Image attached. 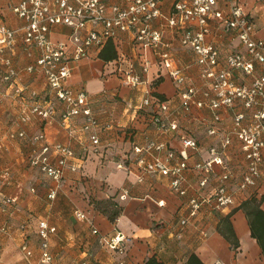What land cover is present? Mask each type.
<instances>
[{
	"label": "crops",
	"instance_id": "0c3cea01",
	"mask_svg": "<svg viewBox=\"0 0 264 264\" xmlns=\"http://www.w3.org/2000/svg\"><path fill=\"white\" fill-rule=\"evenodd\" d=\"M18 1L0 0V18L13 28H19L23 23L9 8V4ZM174 1L161 0L162 10L170 13ZM241 2L254 17L257 36L264 38V0ZM160 22L157 19L155 24ZM70 30L68 26L58 25L52 32V39H64ZM110 41L116 50L114 58L104 60L100 57L105 43L102 48L93 49L89 57L73 62L69 78L73 88L86 89L94 100L92 107L102 126L98 130L100 144L96 148L90 147L86 134L83 137L77 133L71 136L57 120L43 124L41 117L32 115L27 123L19 121L28 106L36 102L35 99H50L56 105L58 103L43 74L26 70V66L39 55L37 48L28 52L19 39L10 54L19 72L15 82L23 89L21 95L15 92L14 86L4 82V68L0 65V170L7 169L13 175V181L7 185L0 182V193L15 199L17 206L13 211L16 216L23 219L28 215L38 216L32 222L37 243L34 244V239H28L30 242L26 240L34 255L23 257L15 244L6 243L0 253V264H81L85 261L89 264H145L150 257L163 264H189L192 255L203 264H264L262 248L252 235L248 215L242 207L244 202L256 198L264 211V160L257 186L238 192L232 207L222 213L203 207L192 223L181 226L179 219L188 212L186 197L172 192L167 176L146 175L140 180L137 159L145 156L150 160L151 155L136 153L134 148L143 147L150 140H159L165 141L167 147L178 150L183 146L182 138L191 137L200 144L199 151L191 152L190 163L194 164L210 156L208 147L218 143L223 134L216 137L208 134L207 130L213 123L212 112L197 106L180 116L178 130L159 132L150 118L151 107L141 109L140 104L151 93L159 94L160 98L163 96L177 106L176 85L169 76L158 75L157 56L150 49L146 52L149 62L145 75L147 82L138 88L124 84L113 69L119 57L124 56L126 64L134 63L136 70L141 71L132 34L120 32L117 38ZM165 41L171 44L177 62L187 67L189 76L200 84L199 65L193 50L184 46L179 35L170 28L165 34ZM217 42L222 56L237 46L228 38L217 39ZM33 92L37 93L35 99ZM221 118L223 133L232 131V111L223 108ZM22 129L29 135L44 129L50 141L64 142L74 149L76 156L70 163L78 168H66L60 187L30 165L28 158L33 145L26 138L8 137L9 132ZM226 154L230 166L240 176L246 158L240 140L233 134ZM214 170L207 189L219 181L221 167L215 165ZM2 180L5 181L4 178ZM198 180V172L188 173L190 186L195 188ZM53 187L57 194L50 199L48 192ZM125 191L128 194L122 197ZM114 210L119 212L112 220L108 215ZM77 211L83 212L85 218H78ZM41 219L48 220L57 229L50 237L52 261L49 263L40 260L37 226ZM93 227L109 237L122 232L126 238L122 242L123 249L108 248L100 235L93 233Z\"/></svg>",
	"mask_w": 264,
	"mask_h": 264
},
{
	"label": "built area",
	"instance_id": "2783aa9c",
	"mask_svg": "<svg viewBox=\"0 0 264 264\" xmlns=\"http://www.w3.org/2000/svg\"><path fill=\"white\" fill-rule=\"evenodd\" d=\"M9 8L23 23L19 28H13L0 18L2 79L9 86H14L18 95L22 94L23 89L15 82L19 72L10 56L20 39L28 52L34 48L40 52L26 70L42 73L58 101L56 105L50 99L37 100V93L33 92L36 102L31 104L29 115L26 113L21 117L22 122H27L30 115L41 117L45 121L43 124L57 120L71 136L74 133L80 137L86 134L90 147H98L101 122L88 91L69 84L72 63L89 57L93 49L102 48L120 32H128L132 34L141 71L136 70L134 63L126 64L124 56L119 57L113 69L123 83L138 88L147 82L145 75L149 62L146 52L150 49L157 56L158 75L169 76L176 85L177 106L151 93L140 104L141 109L151 107L150 118L158 131L178 130L180 116L197 106L212 112L213 123L207 130L208 134L215 137L223 134L218 143L208 147L210 156L194 164L190 163L191 152L199 151L200 144L191 137H183V146L178 150L159 140H150L143 147L136 146V153L151 155L150 160L145 156L137 159L139 179L143 180L146 175L169 177L172 192L186 197L188 212L180 217L181 226L192 223L206 206L212 212H224L235 204L238 192L257 186L264 160V38L257 36L254 17L245 10L241 0H175L170 13L162 10L161 0H19L9 4ZM157 19L161 20L158 25L155 24ZM58 25L68 26L71 30L66 38L54 41L52 32ZM168 28L195 53L200 84L189 76L187 67L177 62L171 44L165 41ZM221 38L237 44L225 56H222L217 42ZM223 108L233 113V130L224 133L220 125ZM25 134L22 129L11 132L10 136ZM232 134L240 140L246 158L240 176L230 166L226 154L232 143ZM31 144L30 165L54 180L57 187L61 186L66 168H78L70 163L76 156L72 146L50 141L44 129L32 135ZM215 165L221 167L219 181L207 189L215 173ZM192 171L199 173L195 188L188 182V173ZM8 176V170L1 174L7 181ZM56 194L53 187L48 197L53 199ZM126 194L128 192L125 191L122 197ZM76 215L80 219L85 218L81 211ZM56 230L46 219L38 222L43 263L52 261L49 242ZM93 233L99 234L108 248L123 249L122 242L126 238L122 232L109 237L93 227ZM22 250L27 256L33 254L26 240Z\"/></svg>",
	"mask_w": 264,
	"mask_h": 264
},
{
	"label": "rangeland",
	"instance_id": "374dc122",
	"mask_svg": "<svg viewBox=\"0 0 264 264\" xmlns=\"http://www.w3.org/2000/svg\"><path fill=\"white\" fill-rule=\"evenodd\" d=\"M30 107L31 106H28L27 112H25L24 114L27 113L29 115ZM24 114H22V116ZM21 117H20L19 121L21 123H27L31 119L32 115L29 116V119L27 122H22ZM43 122L45 123L44 120H43ZM15 131H18V130H15ZM11 132H9V134H8V137L10 139L26 138L28 140V142L31 143L32 135H29L27 131H26V134L24 136H21V137L16 136L14 138H12L10 136ZM5 170H7V169L0 170V180H1L0 182L7 185L9 181H13V175L10 174L11 171L8 170L9 180L7 181L4 179L5 181H3L1 174ZM16 206H17L16 201L12 196H8V195L4 194L3 192L0 193V253H1L4 245H6V243H9V244L13 243L17 246L19 252L23 255V257L26 256L27 258H30L32 255H34V253L31 256H27L24 253V251L22 250V245H23V242L25 240H28V239L31 241H32V239H34V244L37 243L36 237H35L34 232H33L35 225L32 222H33L34 218H36L38 216L28 215V216H26L25 219H23V217L16 216L17 214H15L13 211ZM37 229H38V226H37ZM40 243H41V241H39V248L41 249ZM41 251H42V249H41ZM40 255H41V252H40ZM40 260H41V257H40Z\"/></svg>",
	"mask_w": 264,
	"mask_h": 264
},
{
	"label": "trees",
	"instance_id": "16d2710c",
	"mask_svg": "<svg viewBox=\"0 0 264 264\" xmlns=\"http://www.w3.org/2000/svg\"><path fill=\"white\" fill-rule=\"evenodd\" d=\"M116 56V50L113 48V43L109 40L104 48L100 52V57L104 60L112 59ZM155 95V94H154ZM156 94V97H161V95ZM159 97V98H160ZM162 100H165L162 96ZM260 201L256 198H252L242 205L246 214L249 218V224L251 227L253 237L257 238L260 244L263 254H264V211L260 207ZM118 210H114L109 214V218L114 220L115 216L118 214ZM145 264H163L158 262L155 257H150ZM189 264H203L195 255H192L189 259Z\"/></svg>",
	"mask_w": 264,
	"mask_h": 264
}]
</instances>
